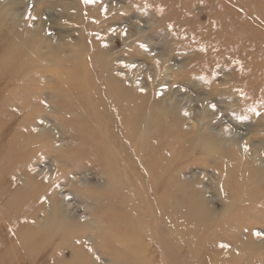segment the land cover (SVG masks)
<instances>
[{"label":"rangeland","instance_id":"obj_1","mask_svg":"<svg viewBox=\"0 0 264 264\" xmlns=\"http://www.w3.org/2000/svg\"><path fill=\"white\" fill-rule=\"evenodd\" d=\"M179 1L164 4V0H0V48L23 35L31 46L39 40L43 51L52 47L62 56L60 62L51 59L43 65L19 62L0 79V130L9 137L0 141V157L6 153L4 160L12 171L8 172L12 177L9 183L20 193L26 189L35 193L37 188L44 194L43 207L26 210L24 204L19 205L20 211L10 210L17 211L12 217L7 206L0 204V225L10 224L15 241L16 235L26 231L27 222L39 226L30 232V237L43 236L46 221L51 225L52 190L72 221H88L95 212L93 204L75 194V188L118 195L128 204L134 202L142 213L139 205L145 195L135 178L143 160L136 154V146L128 145L114 130L111 132L110 118L98 106L88 85L87 97L91 99L85 107V103L77 105L74 100L62 105V99H71L57 92L62 88L61 79L68 73L67 64L92 71V59L100 56L112 66L113 78L118 83L154 91L164 104L175 101L180 108V127L189 140L199 132L209 133L212 140L225 136L230 144L238 142L234 147L241 146V156L249 160L255 157L253 170L224 172L215 168V163L224 162L216 156L217 151L197 152V142L179 158L177 146L163 150L164 163L172 173L182 171L180 181L185 186L180 189L177 184V193L196 190L206 203L194 204L192 211L176 207L178 219L173 221L168 214L164 220L165 231H177L176 244L183 247L179 259L182 264H264V72L239 76L235 62L247 61V56L256 53L255 48L260 53L264 46H251L252 49L239 54L219 52L214 48H226L225 41L204 43L190 34L198 28L204 36L218 42L216 38L223 32L230 42H236L242 36L238 30L251 29L264 43V0H256V4L250 0ZM180 7L179 19L163 13L165 9ZM176 27L183 34H176ZM79 81L76 84L80 85ZM245 83L247 93L242 92ZM35 92L39 93L35 96ZM253 104H257L256 108H251ZM72 105L76 107L69 109ZM73 123L83 127L92 123L102 139L79 145L60 129ZM157 145L158 139L152 137L151 147L144 151L150 156ZM103 147L108 148L106 156L100 151ZM90 153L93 161L86 170L74 171V160ZM24 161L30 163V170H21ZM67 162L71 165L66 167ZM258 173L260 181L254 179ZM31 177L36 182L42 178L45 185L37 187L31 183ZM195 207L201 210L202 220L196 217ZM155 208L154 202L146 206L140 222L143 227ZM173 210L168 207L166 212ZM192 220L200 221L189 225ZM37 231L40 234H35ZM84 236L76 246L83 244L84 252L91 253L93 261L85 256L77 258V248L68 246L62 251L66 264H73L74 258L75 264H131L129 257L116 255L109 244L101 242L97 246L89 233ZM56 244L60 242L55 241L45 252L56 249ZM4 247L0 242V264H8V253L12 259L21 257L13 247ZM148 255L151 260L142 264H160L154 245L148 248Z\"/></svg>","mask_w":264,"mask_h":264},{"label":"bare ground","instance_id":"obj_2","mask_svg":"<svg viewBox=\"0 0 264 264\" xmlns=\"http://www.w3.org/2000/svg\"><path fill=\"white\" fill-rule=\"evenodd\" d=\"M177 1L180 2L179 0ZM250 1L252 4H256L257 2L256 0ZM169 2H172V0H164V4H168ZM180 9L181 7L172 9L168 8L165 9L163 13L164 15H174L179 19L181 16ZM177 28L178 27H176V29ZM177 30L175 33L178 35H181L184 32L181 29ZM203 33L204 32H199L198 28L190 31V34H193L192 36L194 39L201 38L204 43L210 41L217 44L220 40L225 41V43L228 44L226 48L220 47L219 45L214 48L215 51L219 52L224 50V52L239 54V52H244L247 48L252 49L251 46H259V48L264 46V43H261L262 41L252 32L251 29H245L242 32L238 30V34L242 36L240 37V40L236 42H230L228 37L223 35V32H220V35L218 34L219 36L216 38L218 42H215V38L213 37L204 36ZM212 39L214 40L212 41ZM41 46L42 44L39 43V40L31 46L23 35L16 37L12 43L8 42L5 46H1L0 79H2L7 72L13 71L14 67L22 61L23 63L31 61L42 65L43 63L48 64L51 59L56 60V62L62 61V56L59 50H53L52 47H49V49L43 51ZM262 49L261 52L258 53L259 49L255 48L256 53L252 52L250 57L247 56V61H235L239 66V76L264 72V50ZM99 51L102 53V50ZM253 54L256 55L257 58L256 56L252 57ZM92 63V71H85L82 68L67 64L68 73L65 75L67 77L64 76L61 79L60 82L62 88L59 87L60 90H57V92L60 91L71 99L69 102L62 99V105H69L71 104L70 102L74 100L75 104L78 102L81 106H83L82 102L85 103L83 106L85 107L86 103L90 104L88 100L90 97H87L86 90L88 85L91 95L98 102V106L105 110L110 118L111 132L114 130L122 140H125V142L128 143V145L136 146V154L141 157V160H143L141 170H138L139 176L135 178L137 179L136 184L142 189V192L145 195L144 201L139 205L142 208V213L137 210L134 202L128 204V201L118 195L115 196L112 193H105L103 191H95L91 189L75 188V194L80 198H83L84 201L87 200L93 204L95 212L91 214V218L88 221H72L64 210L58 195L52 190L49 196L52 202V212L54 217H49L51 225L46 221L44 225H47V230H44V234H42L43 236L38 235L40 238L37 235L30 237V232L37 230L39 226H33L32 223L30 224L27 222L25 227L26 231L23 235H16L15 241L14 236L9 230L11 228L10 224L7 225L5 222L3 224L1 223L0 242L5 245V250H10L11 246L13 247V250L15 249L16 253L18 250L21 255L18 259H12L8 253L6 262L8 264H28V262L29 264H66L62 251H64L63 247L68 246H75L77 248L78 254L76 253L77 256L75 255L77 258L85 256L92 262L93 255L84 252L85 248L83 244L76 246L78 241L83 242L85 233H89L94 245L99 246L101 242L109 244L114 248V253L116 255L129 257L131 264L148 263L151 260V257L149 255L147 256V250L152 245L156 248L155 257L160 264H182V261L179 259L183 247L178 243L176 244L179 238L177 231L174 229H172L171 232L165 231L164 220L166 217H169V215L173 221L178 219L177 212L175 211L176 207L185 210L191 209L192 211L194 209V204L198 203L199 206L202 204L206 206V203L202 197H199L196 190H187L188 192L185 193L184 191L182 192L179 190L181 192L177 193L174 189L177 184H179L178 188L180 189H183L185 186V184L180 181L182 171L172 173L168 165L164 163L163 150L165 151L167 147L173 148L177 146L179 152L176 155L177 158H179L186 155L191 147H193L192 145L197 142V152L212 149L217 151L216 156L224 160V162L222 164L215 163V168H220L224 172L225 170L240 173L247 172V169L250 170L254 167L255 162L253 161L255 160V157L253 156V158L249 160L245 155L241 156V146L238 145V148L234 147L238 142L235 141L230 144L227 142L225 136L218 137L216 138L217 140H212L209 133L199 132L189 140L186 135L183 134L180 127V108L175 101H169L164 104L154 91L145 92L142 90V87L128 88L118 83L113 78L112 66L104 63L100 56L93 58ZM77 81H79L80 85L83 83L82 87L78 83L76 84ZM246 86H248L247 83L241 86L243 93H247L248 91V87ZM57 92L54 91V97L58 96ZM38 93L39 92H35L33 94L36 96ZM256 105L253 104L251 108L254 106L256 108ZM74 107H76V105L70 106L69 109H73ZM111 109L114 110L113 113ZM2 124L3 123L0 120V125ZM59 126L61 127V124ZM60 129L64 135H70L73 140L78 141L79 145L88 143L93 139L97 141L102 139L101 134H98V131L94 130L95 126H93L92 123H89L84 127L73 123L67 126L63 125ZM4 137L7 140L9 139L8 135L0 130V141L5 142L3 140ZM152 137L158 139V145L156 146V150L149 156L144 150H146V147H151ZM210 139L212 141H210ZM223 145H226V147H223ZM9 146L10 145H7L6 148H9ZM9 150L10 149H8V151ZM107 150V147L100 149L103 156L107 155ZM2 152L5 153V151ZM91 154L92 153L88 155L86 154L78 161L74 160L76 162V164H74V171L80 173L81 170H86L88 163L93 161ZM5 155L6 153L2 158L0 157V204H5V206H7V213L10 214L11 217L12 215L14 216L17 211L10 212V210L15 209L20 211V209H18L19 205L24 204L26 210L36 206L40 208L43 207L44 194L38 192L39 190L37 188L35 193L31 190L28 191L29 189H26V192L24 193H20L19 191L21 190L10 185L9 182L12 177L11 179L9 178L10 173L8 172L12 171L6 166V160H4ZM65 165L67 167L71 164L67 162ZM29 166L30 163L24 161L21 163L20 168L21 170L28 171L30 170ZM187 168L190 167H186L185 170H187ZM260 177L261 174L258 173L254 176V179L260 181ZM41 179L36 182V179L31 177V183L36 184L37 187L43 186L45 183ZM150 202L156 204L155 213L146 220V224H144L146 221L144 223L142 222L144 224L143 227L140 223L142 220L141 216L146 214V206H149ZM168 207L174 208L172 213L166 212ZM195 208L196 217H199L198 219L202 220L203 216L201 210L197 207ZM224 213L225 212L223 211L222 214ZM12 219L13 223L14 217ZM198 221L192 220L188 224H197ZM224 233L225 232L223 231L222 235L226 236ZM35 234L40 233L37 231ZM57 240L60 242V245H53L56 247V249H53L55 252L50 251L46 253L45 250L48 249V246L54 244ZM229 240L235 245L234 240ZM242 248H244V246H242ZM19 254L18 256H20ZM22 256L25 259H23ZM74 259L73 264L77 263L76 258Z\"/></svg>","mask_w":264,"mask_h":264},{"label":"snow or ice","instance_id":"obj_3","mask_svg":"<svg viewBox=\"0 0 264 264\" xmlns=\"http://www.w3.org/2000/svg\"><path fill=\"white\" fill-rule=\"evenodd\" d=\"M85 2H92V0H85Z\"/></svg>","mask_w":264,"mask_h":264}]
</instances>
